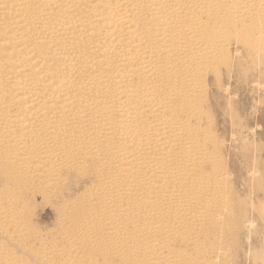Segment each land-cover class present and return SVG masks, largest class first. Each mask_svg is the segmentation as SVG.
Wrapping results in <instances>:
<instances>
[{"label":"bare ground","instance_id":"1","mask_svg":"<svg viewBox=\"0 0 264 264\" xmlns=\"http://www.w3.org/2000/svg\"><path fill=\"white\" fill-rule=\"evenodd\" d=\"M262 32L264 0H0V170L40 193L63 172L96 182L58 216L65 233L43 262L189 264L171 244L197 245L221 194L217 168L203 169L216 162L201 126L210 72L232 39ZM9 219L16 240L32 237Z\"/></svg>","mask_w":264,"mask_h":264},{"label":"rangeland","instance_id":"2","mask_svg":"<svg viewBox=\"0 0 264 264\" xmlns=\"http://www.w3.org/2000/svg\"><path fill=\"white\" fill-rule=\"evenodd\" d=\"M256 38L259 42L253 46L232 39L228 50L224 52L223 63L218 67L220 76L213 69L210 72V85L206 93V121L204 120L201 126L213 139V146L208 152L215 157L216 162L212 164L213 166L208 164L203 169L210 173L217 168L221 175L218 185L222 195L220 194L216 206L212 207V217L205 221L203 235L199 237L197 245L191 241L171 244L175 251L186 254L189 264H264V32L256 33ZM193 123L198 126V122L191 124ZM217 163H220L221 167ZM63 173L64 177H67L64 184L52 185L55 191L51 187L40 193L29 190V186L20 187L22 188L20 189L14 187L13 184L12 187V183L8 181L10 170H0V212L7 209L8 212L10 211L9 218L14 220L16 216L17 220H23L30 229L32 226L31 230L35 233L28 240L20 242L16 240L18 237L16 228L11 227V222H9L10 226L7 224L10 219L7 218L4 221L0 217V249L12 260L25 264H36V262L37 264H54L43 262L46 261L44 255L41 252L39 254L42 244L50 243L51 240L55 244L63 237L65 231L62 233L63 228L58 227V222L60 223L63 216L61 218L58 216L71 213L66 209L68 204L79 200L80 194L96 183L93 172H91L92 175H88V178L73 172ZM29 181L30 179L26 181L28 185L33 184ZM49 192L52 193L47 194ZM227 197L230 199L227 200ZM7 199H13L17 203L16 209L9 204ZM76 216L79 217V214ZM3 226L6 228L4 229ZM36 228L42 233H39ZM67 230L76 237L84 235L76 228L71 227ZM41 238H44V241ZM87 252L85 254L89 255ZM119 261H115V264H120Z\"/></svg>","mask_w":264,"mask_h":264}]
</instances>
